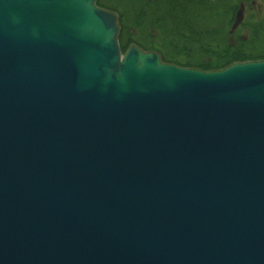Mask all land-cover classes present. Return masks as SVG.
Segmentation results:
<instances>
[{
	"label": "water",
	"instance_id": "1",
	"mask_svg": "<svg viewBox=\"0 0 264 264\" xmlns=\"http://www.w3.org/2000/svg\"><path fill=\"white\" fill-rule=\"evenodd\" d=\"M96 2L0 0V264H264V59L123 54Z\"/></svg>",
	"mask_w": 264,
	"mask_h": 264
},
{
	"label": "trees",
	"instance_id": "2",
	"mask_svg": "<svg viewBox=\"0 0 264 264\" xmlns=\"http://www.w3.org/2000/svg\"><path fill=\"white\" fill-rule=\"evenodd\" d=\"M96 5L118 15L123 53L134 44L156 51L165 63L206 72L264 59V18L227 30L231 0H97Z\"/></svg>",
	"mask_w": 264,
	"mask_h": 264
},
{
	"label": "rangeland",
	"instance_id": "3",
	"mask_svg": "<svg viewBox=\"0 0 264 264\" xmlns=\"http://www.w3.org/2000/svg\"><path fill=\"white\" fill-rule=\"evenodd\" d=\"M231 5H232V7L234 8L233 10L235 11V9L238 7V3L237 2H235L234 0H231ZM248 10H247V12H246V14H247V16H246V18L244 19V21L245 22H249L250 23V21L251 22H254L256 19H254V18H257V15H259L260 13H261V11H262V7L261 6H259V3L258 4H256L255 6H250L249 8H247ZM110 11V10H109ZM112 12V11H111ZM114 13V12H113ZM232 13H233V11H232ZM231 13V14H232ZM114 14H116V13H114ZM250 14H254V18H252V19H250V21H249V17H250ZM117 15V14H116ZM118 16V15H117ZM227 20L225 21L226 23V27H227V30H229V29H231V27H232V24H234V19H233V14L232 15H230V16H228V18H226ZM119 26V25H118ZM245 34L246 33V31H245V28H243L242 27V29H241V31H240V34ZM118 37V36H117ZM131 45V44H130ZM128 50V49H127ZM126 50V51H127ZM125 51V52H126ZM145 51V50H144ZM150 51H154V50H150ZM150 51H147V52H150ZM124 52V53H125ZM156 52V51H155ZM123 53V52H122ZM123 53V54H124ZM157 53V52H156ZM158 54V53H157ZM159 55V54H158ZM159 57H160V55H159ZM245 62H251V61H245ZM174 64V63H173ZM172 64V65H173ZM233 64V63H232ZM174 65H176V64H174ZM178 66V65H177ZM179 67H182V66H179ZM182 68H185V66L184 67H182ZM187 68H190V67H187ZM195 69V68H194ZM198 69V68H197Z\"/></svg>",
	"mask_w": 264,
	"mask_h": 264
},
{
	"label": "flooded vegetation",
	"instance_id": "4",
	"mask_svg": "<svg viewBox=\"0 0 264 264\" xmlns=\"http://www.w3.org/2000/svg\"><path fill=\"white\" fill-rule=\"evenodd\" d=\"M217 1H218L219 4L222 3V0H217ZM234 1L238 3V7L235 9V11L233 10L234 8L232 7L233 19H235V16L238 13V9H240L242 11V20H241L242 22L239 25H241L243 23H249V22H245L244 21V19L247 16V14H246V12L248 10L247 8H249L251 5L252 6H255L258 3H259V6L262 7V11H261V13L259 15H257V18H254L255 17L254 14H250L249 21L252 18H254L256 20L261 19V18H264V0H234ZM183 6H184V3H183ZM220 21H221V19H220Z\"/></svg>",
	"mask_w": 264,
	"mask_h": 264
},
{
	"label": "bare ground",
	"instance_id": "5",
	"mask_svg": "<svg viewBox=\"0 0 264 264\" xmlns=\"http://www.w3.org/2000/svg\"><path fill=\"white\" fill-rule=\"evenodd\" d=\"M122 52V51H121Z\"/></svg>",
	"mask_w": 264,
	"mask_h": 264
}]
</instances>
